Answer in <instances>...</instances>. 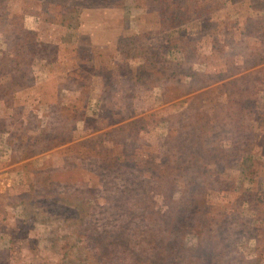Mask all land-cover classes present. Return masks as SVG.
Returning a JSON list of instances; mask_svg holds the SVG:
<instances>
[{"label": "rangeland", "instance_id": "1", "mask_svg": "<svg viewBox=\"0 0 264 264\" xmlns=\"http://www.w3.org/2000/svg\"><path fill=\"white\" fill-rule=\"evenodd\" d=\"M0 264H264V0H0Z\"/></svg>", "mask_w": 264, "mask_h": 264}]
</instances>
